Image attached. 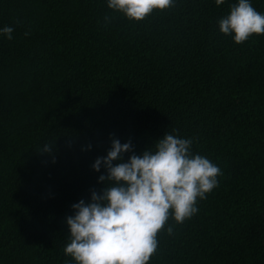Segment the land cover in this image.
Segmentation results:
<instances>
[{
  "label": "trees",
  "instance_id": "obj_1",
  "mask_svg": "<svg viewBox=\"0 0 264 264\" xmlns=\"http://www.w3.org/2000/svg\"><path fill=\"white\" fill-rule=\"evenodd\" d=\"M235 4L174 0L137 22L108 0H0V264H76L66 218L102 191L96 159L166 133L222 175L190 219L170 210L149 264H264V35L220 31Z\"/></svg>",
  "mask_w": 264,
  "mask_h": 264
},
{
  "label": "clouds",
  "instance_id": "obj_2",
  "mask_svg": "<svg viewBox=\"0 0 264 264\" xmlns=\"http://www.w3.org/2000/svg\"><path fill=\"white\" fill-rule=\"evenodd\" d=\"M224 0H216L222 5ZM174 6V0H108V7L122 12L128 20H144L155 9ZM105 20L109 17L105 16ZM220 31L242 44L253 35H264V14L250 0H238L230 14L220 19ZM14 28L0 29L8 40ZM27 35V33H26ZM192 140L166 133L154 144L135 154L131 141L112 139L105 157L93 164L106 175L99 176L101 192L91 193L90 202L72 205L74 215L66 218L70 242L66 255L76 264H149L158 248V233L170 217L183 223L198 212L197 201L206 199L218 186L221 169L207 157L193 154ZM45 145L41 152L51 153ZM132 155L124 160V153ZM116 162V163H114ZM168 233L173 229L168 227Z\"/></svg>",
  "mask_w": 264,
  "mask_h": 264
}]
</instances>
